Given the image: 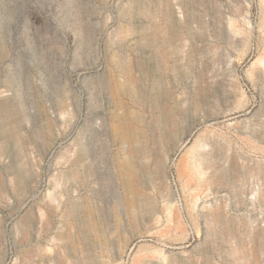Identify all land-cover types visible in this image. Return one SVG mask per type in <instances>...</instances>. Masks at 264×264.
Returning <instances> with one entry per match:
<instances>
[{
  "label": "rangeland",
  "instance_id": "rangeland-1",
  "mask_svg": "<svg viewBox=\"0 0 264 264\" xmlns=\"http://www.w3.org/2000/svg\"><path fill=\"white\" fill-rule=\"evenodd\" d=\"M0 264H264V0H0Z\"/></svg>",
  "mask_w": 264,
  "mask_h": 264
},
{
  "label": "bare ground",
  "instance_id": "bare-ground-1",
  "mask_svg": "<svg viewBox=\"0 0 264 264\" xmlns=\"http://www.w3.org/2000/svg\"><path fill=\"white\" fill-rule=\"evenodd\" d=\"M245 109V108H244ZM112 131L114 132V134H116L123 142H129V139H130V135H131V132H130V130L127 128V127H125V126H123V125H121V124H115V125H113L112 126ZM215 133V132H214ZM214 133H213V135H214ZM216 137V136H215ZM217 137H218V135H217ZM221 137V136H220ZM223 138V137H222ZM206 141V140H205ZM206 143H200L199 144V149H200V151L198 150V153L197 154H199L200 155V153H201V150H204L205 149V147H206ZM213 148H215V147H213ZM201 157V156H200ZM123 172H124V174H125V176H126V178H127V180H126V186H128L129 187V184H130V182H131V178L133 177V175H134V169H133V166H132V164L128 161V160H126V161H124L123 162Z\"/></svg>",
  "mask_w": 264,
  "mask_h": 264
}]
</instances>
